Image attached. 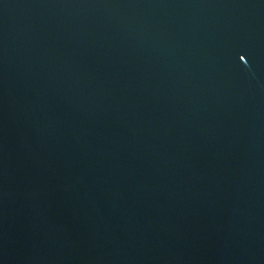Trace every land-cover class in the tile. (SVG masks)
Returning a JSON list of instances; mask_svg holds the SVG:
<instances>
[{
	"label": "water",
	"instance_id": "obj_1",
	"mask_svg": "<svg viewBox=\"0 0 264 264\" xmlns=\"http://www.w3.org/2000/svg\"><path fill=\"white\" fill-rule=\"evenodd\" d=\"M0 264H264V0H0Z\"/></svg>",
	"mask_w": 264,
	"mask_h": 264
}]
</instances>
